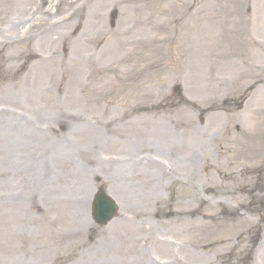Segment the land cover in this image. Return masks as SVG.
<instances>
[{
    "label": "rangeland",
    "instance_id": "obj_1",
    "mask_svg": "<svg viewBox=\"0 0 264 264\" xmlns=\"http://www.w3.org/2000/svg\"><path fill=\"white\" fill-rule=\"evenodd\" d=\"M262 200L264 0H0V264H264Z\"/></svg>",
    "mask_w": 264,
    "mask_h": 264
},
{
    "label": "water",
    "instance_id": "obj_2",
    "mask_svg": "<svg viewBox=\"0 0 264 264\" xmlns=\"http://www.w3.org/2000/svg\"><path fill=\"white\" fill-rule=\"evenodd\" d=\"M116 212L112 199L99 191L94 197L92 205V216L97 223L106 224Z\"/></svg>",
    "mask_w": 264,
    "mask_h": 264
},
{
    "label": "bare ground",
    "instance_id": "obj_3",
    "mask_svg": "<svg viewBox=\"0 0 264 264\" xmlns=\"http://www.w3.org/2000/svg\"><path fill=\"white\" fill-rule=\"evenodd\" d=\"M133 165H134V164H133ZM123 172H125L124 169H123ZM13 194H14V193H13ZM13 194H12V193L8 194V198H9V200L12 201V202H13V200H12ZM4 213H7V212H6V211L2 212V214H4Z\"/></svg>",
    "mask_w": 264,
    "mask_h": 264
}]
</instances>
